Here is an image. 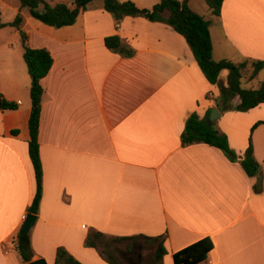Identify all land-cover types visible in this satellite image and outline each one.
<instances>
[{"label":"crops","instance_id":"obj_1","mask_svg":"<svg viewBox=\"0 0 264 264\" xmlns=\"http://www.w3.org/2000/svg\"><path fill=\"white\" fill-rule=\"evenodd\" d=\"M93 1L57 28L31 17L19 0H0V23L20 14L24 33L0 28V98L18 104L0 107V264L24 263L17 237L35 194L24 45L46 49L53 60L41 79L42 193L30 260L53 264L62 246L83 264H108L83 245L92 227L163 235V264L206 236L213 248L199 264H264V122L253 127L264 121V104L238 111L236 96L230 110H219L218 85L206 80L181 34L142 17L117 22L103 1ZM131 1L151 7L158 0ZM188 5L209 21L214 60L264 61V0H223L219 15L198 0ZM111 35L133 52L108 49ZM214 106L220 115L213 124L236 160L205 143H181L188 117L205 118ZM249 140L259 163L252 177L239 163Z\"/></svg>","mask_w":264,"mask_h":264},{"label":"trees","instance_id":"obj_2","mask_svg":"<svg viewBox=\"0 0 264 264\" xmlns=\"http://www.w3.org/2000/svg\"><path fill=\"white\" fill-rule=\"evenodd\" d=\"M93 0H69L49 4L46 0H19L21 8H27L31 17L40 22L53 26L62 27L74 23L81 11H84ZM103 8L118 22L126 16L142 17L149 21L162 22L169 25L173 30L181 34L191 49L195 62L201 69L206 80L210 84L218 85L217 107L221 111L230 110L231 100L239 98V103L234 107L238 111H247L259 104H264V79L259 80L256 87L244 88L241 79L246 77L247 66L250 71L247 76L251 82L257 79L260 71L264 69L263 60L245 59L234 62L229 59L214 60L212 58V45L209 34V21L197 14L188 5L189 0H158L150 8H140L131 0H102ZM213 15H219L223 0H204ZM22 17L17 14L8 23H0V28L12 26L20 30ZM104 45L113 51H120L130 55L133 50H123L122 39L118 35L104 38ZM23 60L30 76L29 97L30 113L28 117L29 139L28 154L33 166L35 178V194L28 208L29 213L37 214L42 193V164L39 155L38 131L41 116V97L43 88L41 79L48 73L52 65V57L44 48H30L23 46ZM226 70L227 75L224 83L219 82L220 73ZM16 102L0 98L1 109H16ZM205 118H199L192 113L186 120L181 133L182 145L193 143H205L221 149L229 159L236 160V153L230 148L227 136L221 133L212 123L208 125ZM264 121H257L253 127ZM13 130L12 133H16ZM243 171L248 176H254L259 171V163L253 156L252 143L248 145L239 159ZM145 242L155 243L153 264H162L165 254L163 245L164 236H146L142 234L130 236L109 235L90 227L83 240L84 247L95 249L99 256L108 264H120L113 254L117 245L123 244L124 249L118 253L123 261L128 264H141L142 256L139 251L144 248ZM213 248L212 240L206 236L190 243L172 254L173 264H199L203 262ZM16 249L22 262L31 259L32 249L30 242L24 243L17 237ZM53 264H83L73 257L64 247L57 246Z\"/></svg>","mask_w":264,"mask_h":264},{"label":"rangeland","instance_id":"obj_3","mask_svg":"<svg viewBox=\"0 0 264 264\" xmlns=\"http://www.w3.org/2000/svg\"><path fill=\"white\" fill-rule=\"evenodd\" d=\"M18 1V0H16ZM49 4H54L56 2H67L69 0H46ZM102 0H94V4H96L97 2H99ZM197 1V0H196ZM200 3H202L204 5L205 1L204 0H198ZM206 4V3H205ZM140 8H150V5L148 7H140ZM24 11H27V8H23ZM9 13H11V11H8L6 15H4V18H7ZM8 29V28H6ZM5 29V30H6ZM249 66H247V70H246V77L241 79V86L244 88L250 87V86H256V83L258 80H262L264 79V69H262L257 77V79L252 80L251 82L248 81L247 76L249 75L250 71L248 70ZM17 245V244H16ZM155 243H151V242H145L144 243V248L142 251H139L140 256H142V260H141V264H153V260H154V250H155ZM30 248L31 244H30ZM113 249V254L115 255V257L119 260L120 264H128L127 262L123 261V259L118 255V253L120 251H122L124 249V245L120 244L117 245L116 248H112ZM33 250V249H32ZM163 264V261H162Z\"/></svg>","mask_w":264,"mask_h":264},{"label":"water","instance_id":"obj_4","mask_svg":"<svg viewBox=\"0 0 264 264\" xmlns=\"http://www.w3.org/2000/svg\"><path fill=\"white\" fill-rule=\"evenodd\" d=\"M218 100H215V105H217ZM220 113L216 106H214L206 120L208 125H211L219 117ZM36 215L32 213H27L22 221L21 227L19 229V238L22 242H29V231L33 224L35 223ZM23 264H47L46 260L43 258H36L24 262Z\"/></svg>","mask_w":264,"mask_h":264},{"label":"built area","instance_id":"obj_5","mask_svg":"<svg viewBox=\"0 0 264 264\" xmlns=\"http://www.w3.org/2000/svg\"><path fill=\"white\" fill-rule=\"evenodd\" d=\"M116 27H118V24H116Z\"/></svg>","mask_w":264,"mask_h":264}]
</instances>
